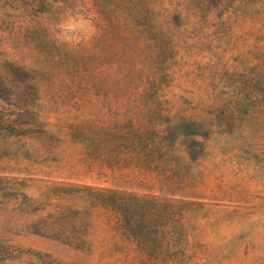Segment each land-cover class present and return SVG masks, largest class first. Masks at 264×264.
<instances>
[{
  "label": "rangeland",
  "instance_id": "rangeland-1",
  "mask_svg": "<svg viewBox=\"0 0 264 264\" xmlns=\"http://www.w3.org/2000/svg\"><path fill=\"white\" fill-rule=\"evenodd\" d=\"M0 264H264V0H0Z\"/></svg>",
  "mask_w": 264,
  "mask_h": 264
}]
</instances>
